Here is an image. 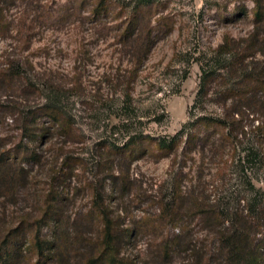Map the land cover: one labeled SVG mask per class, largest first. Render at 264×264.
I'll return each instance as SVG.
<instances>
[{"label":"rangeland","instance_id":"rangeland-1","mask_svg":"<svg viewBox=\"0 0 264 264\" xmlns=\"http://www.w3.org/2000/svg\"><path fill=\"white\" fill-rule=\"evenodd\" d=\"M105 2L109 10L97 17L92 11L94 0H0V70L16 75L8 76V83L0 82V156L13 149L26 152L23 162L15 165L19 180L0 196V237L11 229L18 235L12 238L16 243L4 248L15 254V264L36 263V230L42 242L78 238L82 254L76 262H80L91 252V242L100 230L91 210L96 193L122 230L136 231L135 239L126 241L122 251L143 264H161L158 239H172L181 232L176 225L152 232L149 220L158 213L157 203L169 200L178 183L185 204L199 194L206 205L219 204L220 211H229V217L239 209V202L241 206L255 199L264 202V160L255 158L245 176L239 159L241 150L252 145L264 155L261 133L241 138L237 150L218 136L216 151L185 144L199 117L223 114L217 86L213 83L206 97L199 95V89L202 66L216 67L224 76L237 66L229 55L216 57L215 49L223 44L224 36L244 46L252 38L263 39V28H257L250 13L231 18L234 9L245 6L250 11L253 2ZM142 3L154 4L157 10L140 15L138 32L131 38L122 36ZM161 19L168 22V31L157 28ZM261 51L248 60L258 72L264 66ZM230 78L232 84L240 79L238 75ZM43 106L58 109L72 133H62L50 117L35 113ZM252 116L254 123L250 125L249 120L245 125L248 131L259 126L262 132L264 118ZM183 128L184 140L169 157L160 156L148 141L173 137ZM135 139L141 140L130 145L127 159L110 152L120 151ZM69 157L77 162L65 172L62 163ZM53 177L57 178L54 197L55 193L59 196L58 201L52 200L56 214L41 229L40 224L24 229L40 220ZM184 215V232L201 247L196 251L205 248L211 259L221 226L205 221L201 211L187 210ZM19 226L22 230L15 233ZM250 237L264 243V227L256 238ZM192 254L174 253L164 264H200ZM54 258L47 251L42 264H55Z\"/></svg>","mask_w":264,"mask_h":264},{"label":"trees","instance_id":"trees-1","mask_svg":"<svg viewBox=\"0 0 264 264\" xmlns=\"http://www.w3.org/2000/svg\"><path fill=\"white\" fill-rule=\"evenodd\" d=\"M84 1L86 0H82V2ZM94 1L95 4L92 10L94 16L100 17L109 10L110 4L105 2V0ZM251 1L254 7L250 11L245 6L237 7L233 10L231 18L246 16L250 13L257 28H263L261 34L264 35V0ZM154 9L157 10V6L154 4L142 3V7L137 15L133 16L125 25L122 36L131 38L138 32L140 15H149ZM157 26V28L163 29L164 31H168L170 28L168 22L163 23L162 19ZM2 30L3 27L0 24V32ZM223 40V44H220L215 49L216 57L221 58L229 55L230 58L234 59V64L237 66L235 69L231 68L228 71V75L226 74L227 77L219 72L216 67L213 68L209 65L207 67L202 66V80L199 89V95L206 97L209 95L210 86L213 83L217 86L215 94L223 101V114L217 117L206 115L199 117L192 124V132L186 135V147L196 144V146H201L202 151H216L215 143L219 139H222L227 144H225L227 147L232 146L234 150H237L240 139H246L248 134L252 139L261 133L264 140V130L260 132L259 126L251 128L250 131L245 126L249 120L251 121L250 125L254 123L255 119L252 116L253 114L258 116L256 118L257 120L260 117L264 118V66L261 68L262 71L260 70L258 72L252 70L250 62H248L249 58L255 57L261 50V52H264V36L261 41H256L253 38L249 42L247 40L245 46L237 44L236 40L230 35H225ZM236 75L240 79L236 84L233 83V85L230 76ZM8 76L11 79L16 77V75H7L6 70H0V82H10V77ZM35 113L50 117L51 121L58 125L62 133L66 135L72 133L71 125L64 121V117L58 109L43 106L37 109ZM184 127L186 128L187 126L185 125ZM184 133L183 128L181 133L173 137L159 139L148 138V141L154 143L160 156L169 157L180 148V144L184 140ZM216 136L219 139L215 138ZM141 139L131 141L120 151L111 150L110 152L116 155H123L127 159L130 156L128 155L130 145H135ZM241 152H244L243 156H239L243 173L246 172L248 164L254 162L255 158H260L261 162L264 160V155H261V150L254 147V145H252L251 149H242ZM25 156V151L15 149L5 151L0 156V196L6 195L5 190L9 191L16 184V181L19 180L20 173L15 168V165L23 162V159L26 158ZM31 157L36 159L35 154H32ZM76 162L77 159L73 157L65 158L61 170L65 171L70 169ZM107 179L116 181V178L113 176H109ZM56 180L57 178L53 177V180H51L53 184H50L48 187L49 189L45 196L40 220L32 223L33 225L27 223L28 225L24 229L36 228L37 224H40L41 229L43 224L56 214L57 206L52 204V200L56 198V201H58L59 197L56 196L57 193H55L54 197L53 186ZM250 186L251 189H255L254 185L250 184ZM181 187L182 185L180 183L175 185L174 193L170 199H161L157 203L158 213H156V217L149 219L153 225L152 232L162 231V229L169 225H176L181 229V232L175 234L172 239H158V245L161 247H159L160 252L158 257L160 258L159 262L161 264H164V261L168 262L174 253L181 255L189 251H191V254L193 253L197 256L200 264H264V251H262L264 248L263 241L260 240V243H256L257 240H252L250 237L254 235L256 238L260 230L264 227V202H259V200L255 199L242 206L240 205L241 202H239V209L232 214L233 217H229L226 215L228 213L230 214L229 211L227 213L220 211L221 206L219 204L206 205L205 201L200 199L199 194L194 196L192 200H188L189 204H185L187 200L184 201ZM91 210L99 219L100 230L96 239L91 242V252L89 254H84L80 262L77 263L76 259L82 254L77 249L76 242L78 238L65 236L59 238V240L42 242L39 239V231L36 230V234L34 235V250L38 259L35 264H42L46 261L47 251L52 254V257L55 256V264H143L139 262L138 257L127 255L122 251L123 244L126 241L135 239L134 232L136 231L122 230L112 215L110 207L106 205L102 196H99L97 193L92 199ZM187 210L201 211V213L205 214V221H209L215 226H221L220 231H216L214 239L212 249L214 258H212L211 252L210 259V254L208 255V252H204L205 248H202L200 252L196 251L198 249L200 250L201 247L198 246L194 239L189 238L187 232H184L186 231L185 224L187 223L184 220V212H187ZM225 223H228V225H224ZM20 230L22 228L19 226L16 228L15 233ZM12 232L11 229V231H8L0 237V264H15V254L4 250L9 243H16L12 238L18 235Z\"/></svg>","mask_w":264,"mask_h":264}]
</instances>
